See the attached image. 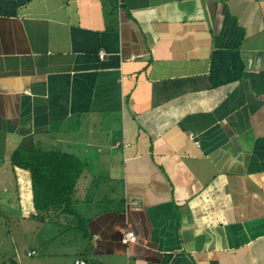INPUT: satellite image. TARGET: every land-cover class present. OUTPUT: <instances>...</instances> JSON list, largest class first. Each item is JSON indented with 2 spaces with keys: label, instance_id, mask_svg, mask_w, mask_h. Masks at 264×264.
I'll return each mask as SVG.
<instances>
[{
  "label": "crops",
  "instance_id": "obj_1",
  "mask_svg": "<svg viewBox=\"0 0 264 264\" xmlns=\"http://www.w3.org/2000/svg\"><path fill=\"white\" fill-rule=\"evenodd\" d=\"M0 149V264H264V0H0Z\"/></svg>",
  "mask_w": 264,
  "mask_h": 264
},
{
  "label": "trees",
  "instance_id": "obj_2",
  "mask_svg": "<svg viewBox=\"0 0 264 264\" xmlns=\"http://www.w3.org/2000/svg\"><path fill=\"white\" fill-rule=\"evenodd\" d=\"M10 164L28 171L31 202L35 212H59L82 223L72 208L73 191L82 174L81 163L71 155L55 152L14 151Z\"/></svg>",
  "mask_w": 264,
  "mask_h": 264
},
{
  "label": "built area",
  "instance_id": "obj_3",
  "mask_svg": "<svg viewBox=\"0 0 264 264\" xmlns=\"http://www.w3.org/2000/svg\"><path fill=\"white\" fill-rule=\"evenodd\" d=\"M100 57H102V55L101 56L99 55V58ZM120 241H121L122 244L132 243L134 241V236H133V234L131 232H125L122 235ZM32 254L33 253L31 252V253H27L26 255L30 256ZM73 264H85V263L83 261H80V260H75V261H73Z\"/></svg>",
  "mask_w": 264,
  "mask_h": 264
},
{
  "label": "rangeland",
  "instance_id": "obj_4",
  "mask_svg": "<svg viewBox=\"0 0 264 264\" xmlns=\"http://www.w3.org/2000/svg\"><path fill=\"white\" fill-rule=\"evenodd\" d=\"M5 152V150H2L1 151V149H0V157L2 156V154ZM0 176H2V175H0ZM2 179V178H1ZM3 180V179H2ZM3 181H5V180H3ZM11 206H7V205H5V204H2V202L0 203V210L1 211H3V212H5L6 213V210L7 211H9L11 208H10ZM67 221H64V225H66L67 223H69L70 221L68 220L69 218L68 217H64ZM65 229H66V227H64ZM72 241V240H71ZM69 247V244L68 243H66L65 244V248H68Z\"/></svg>",
  "mask_w": 264,
  "mask_h": 264
}]
</instances>
